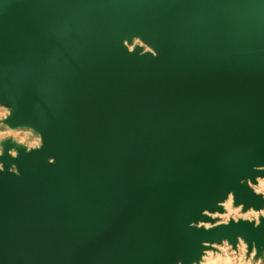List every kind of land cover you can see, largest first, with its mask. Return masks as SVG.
<instances>
[{
  "label": "water",
  "instance_id": "1",
  "mask_svg": "<svg viewBox=\"0 0 264 264\" xmlns=\"http://www.w3.org/2000/svg\"><path fill=\"white\" fill-rule=\"evenodd\" d=\"M0 104L41 136L0 153V264L264 249L207 213L264 207V0H0Z\"/></svg>",
  "mask_w": 264,
  "mask_h": 264
},
{
  "label": "rangeland",
  "instance_id": "2",
  "mask_svg": "<svg viewBox=\"0 0 264 264\" xmlns=\"http://www.w3.org/2000/svg\"><path fill=\"white\" fill-rule=\"evenodd\" d=\"M136 45H143L145 49L150 50L139 39H135L130 47L132 48ZM9 113V108L0 104V153L7 143L12 144V153L14 154L19 149H31L40 146L41 137L37 131L28 127L11 128L6 122ZM252 186L257 193L264 195V178H259L258 183L252 184ZM223 205L224 212L213 214L216 223H225L231 219H248L258 222L260 217H264V209L259 211L254 209L244 211L242 206H235L232 195L229 196ZM196 264H264V249L259 253L256 252L255 248L252 252H249L248 245L244 240H240L236 248L228 241H224L223 243L214 244L205 250L202 258Z\"/></svg>",
  "mask_w": 264,
  "mask_h": 264
},
{
  "label": "bare ground",
  "instance_id": "3",
  "mask_svg": "<svg viewBox=\"0 0 264 264\" xmlns=\"http://www.w3.org/2000/svg\"><path fill=\"white\" fill-rule=\"evenodd\" d=\"M135 39H139V38H134V40H135ZM134 40H133V42H134ZM139 40H140V39H139ZM140 41H141V40H140ZM133 42H132V43H133ZM141 42H142V41H141ZM142 43H143V42H142ZM128 45H129V48L132 49V48L130 47L131 44H128ZM148 47H149V46H148ZM149 48H150V47H149ZM146 50H147V49H146ZM150 50H151V49H150ZM9 114H10V113H9ZM19 127H22V126L11 127V128H19ZM40 137H41V136H40ZM12 149H13V148L10 149V152H11V153H12ZM12 154H14V153H12ZM259 178H264V177H258V179H259ZM258 179H257V183H258ZM257 183H256V184H257ZM251 185H252V184H251ZM254 185H255V184H254ZM252 187H253V186H252ZM255 191H256V190H255ZM230 195L233 196L232 193H230L229 196H230ZM229 196H228V198H229ZM228 198H227V199H228ZM227 199H226V200H227ZM226 200H225V201H226ZM225 201H224V202H225ZM224 202H222V205H223ZM233 204H234V201H233ZM234 205H235V204H234ZM235 206H242V208H243V205H235ZM223 207H224V205H223ZM249 209H254V208H249ZM249 209H248V210H249ZM262 209H264V207H263ZM262 209H259V210H262ZM254 210H256V209H254ZM259 210H257V211H259ZM244 211H247V210H244ZM223 212H224V211H223ZM207 213L210 214V215L213 217V214H214V213H222V212H214V213H209V212H207ZM207 224L209 225V224H211V223H203V222H201L199 225H205V226L208 227ZM240 240H244V239H243V238H239V241H240ZM224 241H227V240H224ZM224 241H223V242H224ZM239 241H238V243H239ZM244 241H245V240H244ZM223 242H222V243H223ZM245 242H246V241H245ZM246 243H247V242H246ZM214 244H219V243H214ZM214 244H211V245H214ZM231 245H232V244H231ZM247 245H248V243H247ZM232 246H233V245H232ZM254 248H255V247H254ZM254 248H253V250H254ZM255 249H256V248H255ZM253 250H252V251H253ZM256 252H257V250H256ZM204 253H205V252H204ZM204 253H203V254H204ZM202 256H203V255H202ZM195 264H196V263H195Z\"/></svg>",
  "mask_w": 264,
  "mask_h": 264
}]
</instances>
